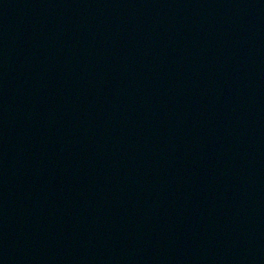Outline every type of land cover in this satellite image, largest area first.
I'll list each match as a JSON object with an SVG mask.
<instances>
[{"label": "water", "instance_id": "obj_1", "mask_svg": "<svg viewBox=\"0 0 264 264\" xmlns=\"http://www.w3.org/2000/svg\"><path fill=\"white\" fill-rule=\"evenodd\" d=\"M0 264H264V0H0Z\"/></svg>", "mask_w": 264, "mask_h": 264}]
</instances>
